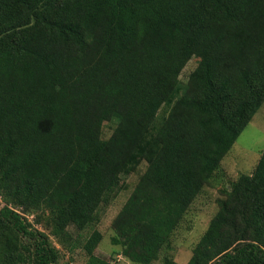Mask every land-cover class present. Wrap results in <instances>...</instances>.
<instances>
[{"label":"trees","instance_id":"obj_1","mask_svg":"<svg viewBox=\"0 0 264 264\" xmlns=\"http://www.w3.org/2000/svg\"><path fill=\"white\" fill-rule=\"evenodd\" d=\"M263 105L264 0H0V264H66L49 232L72 228L109 264L97 226L142 165L112 243L179 264L176 230ZM218 206L187 264H264V150Z\"/></svg>","mask_w":264,"mask_h":264},{"label":"rangeland","instance_id":"obj_2","mask_svg":"<svg viewBox=\"0 0 264 264\" xmlns=\"http://www.w3.org/2000/svg\"><path fill=\"white\" fill-rule=\"evenodd\" d=\"M197 67V60L192 59L184 69L181 79L186 80L189 74ZM105 131L107 137L111 135L109 124ZM264 150V105L255 115L248 127L242 132L231 151L222 161L219 169L212 177L209 185L196 199L184 217L181 225L172 238L170 255L179 264H187L192 256L193 249L207 230L212 218L216 215L219 206L218 200L229 192L235 182L243 174H252ZM146 170L142 165L135 174L124 179L125 188L122 189L117 198L106 208L102 221L97 229L103 235V241L95 251V255L106 260L109 264H135L122 255L121 247L112 243L114 235L112 223L123 208L130 194L137 185L140 176ZM31 222L42 230V226L35 223V218L30 217ZM93 230L76 233L72 228L71 237L65 238V244L51 235V242L62 253L61 262L68 264H87L88 257L82 250V243ZM80 235V236H78ZM66 248H72V253ZM153 264H162L161 261Z\"/></svg>","mask_w":264,"mask_h":264},{"label":"built area","instance_id":"obj_3","mask_svg":"<svg viewBox=\"0 0 264 264\" xmlns=\"http://www.w3.org/2000/svg\"><path fill=\"white\" fill-rule=\"evenodd\" d=\"M3 206V203H2V201L0 200V207H2Z\"/></svg>","mask_w":264,"mask_h":264}]
</instances>
